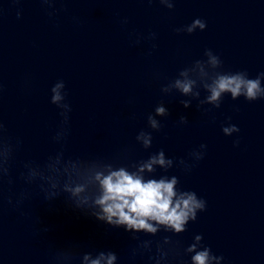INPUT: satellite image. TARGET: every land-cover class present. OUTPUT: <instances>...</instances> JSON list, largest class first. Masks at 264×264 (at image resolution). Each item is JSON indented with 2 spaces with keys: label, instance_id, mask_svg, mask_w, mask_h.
<instances>
[{
  "label": "clouds",
  "instance_id": "9594fccd",
  "mask_svg": "<svg viewBox=\"0 0 264 264\" xmlns=\"http://www.w3.org/2000/svg\"><path fill=\"white\" fill-rule=\"evenodd\" d=\"M20 4L22 0H10ZM50 8L63 0H40ZM152 3L153 0H147ZM168 11H174L178 0H155ZM3 10L0 9V15ZM20 19L22 11H17ZM52 15V13H49ZM128 17L120 19V25L126 27ZM207 22L195 18L190 24L174 29L175 33L189 35L197 30L204 31ZM129 39L133 44L143 40L155 41L157 33L131 32ZM156 47L152 43V48ZM150 54V53H149ZM178 77L170 84L163 85L161 93L171 94L172 89L178 90L184 96L199 99L202 87L208 95L199 100L198 107L204 112L221 107L223 98L230 94L232 100L243 97L247 102L264 100V72L251 78L247 71H226L220 56L211 49H205L204 58L194 60L190 65L178 72ZM3 86L0 85V92ZM50 103L55 105L61 117L53 142L58 149L48 155L43 162L27 160L16 177L13 176V163L22 140L8 134L6 125L0 119V215L3 209L17 213L25 222H31L32 216L29 204L35 197L51 204L63 197L65 203L74 210L110 228H123L136 243L130 248L128 260L135 264L137 259L146 258L149 264H220L225 260L223 255H217L212 248L204 243L202 234H195L192 242L184 247L179 239L188 230L189 223L197 221L200 213L206 211L207 201L195 191L180 187L176 175H154L158 169L168 173L170 169L179 168L185 173L204 159L206 144H200L198 149L189 153L187 159L166 156L160 149L151 153L147 159L118 163L117 159L102 156L83 157L66 154V143L70 134V114L72 106L67 101L66 84L57 80L50 89ZM185 108L190 107L191 100H182ZM204 105H211L205 108ZM168 110L163 103L154 109V115H147V129H141L135 136V142L144 150L153 146V133L162 130V123L156 117H165ZM230 120V118H229ZM178 126H187V117L181 116ZM226 137L238 134L237 125L227 123L221 127ZM234 147L240 146L237 137ZM17 182L21 187L13 191ZM7 185V191L5 190ZM38 223V221H37ZM44 227L37 229L47 232ZM165 233V235H160ZM143 234V237L140 235ZM187 257V261L185 260ZM49 264H119L120 257L111 249H97L82 241H69L63 245L50 247L47 252Z\"/></svg>",
  "mask_w": 264,
  "mask_h": 264
}]
</instances>
